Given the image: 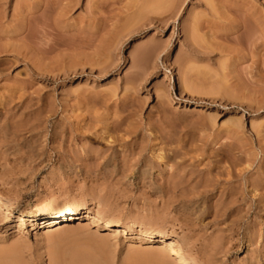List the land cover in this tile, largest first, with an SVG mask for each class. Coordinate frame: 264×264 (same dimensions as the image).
I'll use <instances>...</instances> for the list:
<instances>
[{
  "label": "rangeland",
  "instance_id": "374dc122",
  "mask_svg": "<svg viewBox=\"0 0 264 264\" xmlns=\"http://www.w3.org/2000/svg\"><path fill=\"white\" fill-rule=\"evenodd\" d=\"M0 197V264H264V0H0Z\"/></svg>",
  "mask_w": 264,
  "mask_h": 264
},
{
  "label": "bare ground",
  "instance_id": "6f19581e",
  "mask_svg": "<svg viewBox=\"0 0 264 264\" xmlns=\"http://www.w3.org/2000/svg\"><path fill=\"white\" fill-rule=\"evenodd\" d=\"M0 200L1 197H0ZM74 203L68 202L63 205L60 204H55V203H50L47 205H44L39 208L38 212L34 216V220L31 221L33 223V226L40 227V223L43 224V226L47 229V232H52V229L54 228H60L62 227L63 223L67 221H76L78 218L83 214V213H91L94 210L92 207H75ZM26 212H23V215H25ZM19 228H24L27 223L25 221L19 222ZM116 222L108 220L105 226V229H110V228H116L118 232L120 233H126L129 231V225L127 223L124 224L123 228L122 227H116ZM131 224V223H130ZM142 235L146 237V240H144V243H153V242H161L164 243L165 245H174L179 247L180 245L170 239H166L163 234H157V233H152V232H140ZM250 243L247 241L244 247L249 246ZM182 264H188L186 262Z\"/></svg>",
  "mask_w": 264,
  "mask_h": 264
}]
</instances>
